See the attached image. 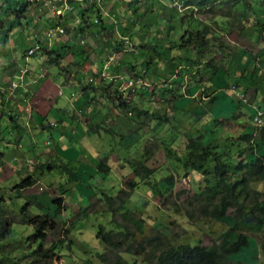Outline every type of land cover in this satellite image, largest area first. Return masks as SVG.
Segmentation results:
<instances>
[{"label": "rangeland", "instance_id": "rangeland-1", "mask_svg": "<svg viewBox=\"0 0 264 264\" xmlns=\"http://www.w3.org/2000/svg\"><path fill=\"white\" fill-rule=\"evenodd\" d=\"M14 1L10 0L11 6ZM253 1H256L252 6L256 14L264 15V0ZM90 2L71 0V11L66 13L63 22L65 36L47 43V47H52L50 50L58 51L56 46L63 41L58 47L63 56L57 57L59 63L53 64L48 58L42 72L36 59L41 51L35 50L34 56L24 52L33 46L32 36L38 35L37 40L42 38V32L51 26L49 22L56 16L52 3L47 0L32 3L25 12L27 18H21L20 24L13 16L0 12V23L3 24V27L0 25V84H3L0 85V96L14 97L18 83L22 86L32 84L34 76L44 82L41 73H51L58 77L54 78L56 80L62 76L72 77L76 93L81 94V86L86 91L84 98L79 96L74 102L58 97L59 105L68 103L67 111L76 117L80 115L83 124L86 116L80 114V110H96L88 116L92 118L88 133L85 126V134L70 131L60 139L61 122H67V126L73 128L77 123L69 118L64 120L52 111L46 120L34 115L36 126H33L29 106L22 104L23 98L27 99L25 94L21 95L19 103L22 108L18 106L16 110L22 111L16 119L20 129L15 131L16 124L6 115L2 118L0 151L4 155L0 158V231L6 233V239H27L33 234L30 220L40 214L38 208H43V214H49L56 223V229L47 233L44 244L58 245L55 252L61 255V264H109L117 254L97 238L99 226L116 232L117 227L124 224L135 233L138 241L159 232L175 246L231 245L237 236L232 230L239 215L236 208L230 209L219 221L186 218L184 201L205 187L204 179L196 172L184 176L180 163L167 159V155L184 159L187 134L203 135L205 142H212L222 134L223 137L218 138L221 142L227 136L235 138L258 128L250 119L249 107L240 106L232 94L236 96L233 93L236 92V97L263 114L264 16H258L262 27L254 31L247 18L251 14L240 4L231 7L230 0H96L95 5ZM186 2L190 7H186ZM0 4H3L2 0ZM98 9L102 16L112 20L113 25L104 20V29L97 26L100 23ZM81 14L87 19L84 24ZM207 30L208 36L205 35ZM2 33L7 37H2ZM73 35L76 37L72 38ZM201 37L205 42L202 46ZM182 44L184 47H179ZM117 45H127V49L112 55ZM69 47L75 54L67 49ZM42 53L47 54L46 51ZM105 56L115 60L123 58V64L133 66L136 73L146 71L143 81L150 87L139 85L137 89L141 95L131 93V84L123 94L122 86L126 87L129 81L122 78L120 92L129 108L119 107V102L107 98L104 91L91 95L89 78L94 79V74L90 75L89 68L99 59V66H102ZM175 57L177 59L173 60ZM27 75L34 76L29 78ZM87 75L90 77L85 78ZM96 79L99 86L101 77ZM115 87L111 90L115 91ZM246 88L251 89L250 98L244 94ZM92 97L94 108L88 105L93 103ZM35 101L33 97L28 101L30 107ZM142 111L148 114L145 116ZM234 114H240V122L228 120L223 123L225 129L219 131L214 127L217 124L212 121ZM261 119L254 121L264 127V115ZM48 123H56L58 127H48ZM229 125L231 128L227 127ZM257 131H254L255 135H258ZM84 138L88 144L83 142ZM16 140L22 149L18 150ZM226 140L223 158L235 157L231 160L249 162L263 154L253 143L240 138L238 144L232 138ZM47 141L50 146L44 145ZM63 141L70 143L72 149L63 152ZM57 144L59 148H54ZM240 152L243 153L238 155ZM17 154L20 159L16 161L13 157ZM147 157L149 161L145 164ZM138 162L153 170L149 177L142 176L141 172L136 174V169L141 166ZM100 163L111 167L108 174L98 171ZM169 174L172 185L167 188L162 180ZM29 176L34 177L37 184L19 189L18 183ZM134 182L138 186L132 189L130 185ZM162 184L166 189L161 188ZM250 188L262 193L264 182H252ZM57 199H60V205H53L52 200ZM123 200L124 208L141 223L142 234L136 232L130 221H122L121 211H115ZM9 230H12V236H8ZM248 237V248L234 255L232 261L264 264V233L248 234ZM131 239H127L119 253L130 263L141 264L142 258L132 255L136 242ZM22 260L26 261L28 257H22Z\"/></svg>", "mask_w": 264, "mask_h": 264}, {"label": "trees", "instance_id": "trees-1", "mask_svg": "<svg viewBox=\"0 0 264 264\" xmlns=\"http://www.w3.org/2000/svg\"><path fill=\"white\" fill-rule=\"evenodd\" d=\"M2 1L3 4H0L1 13L6 14L7 16H13L15 19L14 21L18 24H20L19 20L21 18H27V15L25 16V12L27 7L32 4L31 2L26 0H16L13 2V6H11L10 0ZM230 1L231 7L240 4L246 8L245 11H248L251 14L248 15V17L246 14L243 15L248 18L250 23H252V28H254V31H258V28L262 27L259 24L260 21L258 16L264 15L256 14L252 7L256 1ZM204 4L205 3L202 5ZM6 5L9 6L8 9L6 8ZM189 5L190 3L186 2V7H190ZM196 8H198V6H196ZM13 24L14 22L11 24L10 28H12ZM0 25L3 27L2 23H0ZM208 33L209 30L205 32V35L208 36ZM4 35L5 34L2 33V37L6 38L7 36ZM202 37L200 39L201 46L202 44H205V42L203 43ZM31 40L34 39L32 38ZM179 47H184V45L182 44ZM67 49L70 52L73 51L70 47ZM46 53V55L49 56V60L51 61L50 63H57L59 61H57V59L63 56V53H58L57 50L46 51ZM175 59H177V57H175L173 60ZM186 63L189 62L187 61ZM130 68L133 69V66H130ZM109 69L110 67L107 68V71H109ZM101 73L102 68L98 71L94 78L100 77L99 75ZM144 75H146V71L143 69L141 74L138 75L137 73L135 77L144 80ZM103 84L104 82H102V80L99 86L91 83V95L93 96V93L95 92L101 93V91H104L106 92L107 98H112L114 101L116 100L119 102V107H130L128 102L123 98L124 93L122 94L119 90L121 80H117L116 83L110 82L107 86ZM113 86H116L115 91L111 90ZM246 89L244 90V94L250 98L251 95L249 93L251 89ZM258 89L260 88L258 87ZM83 90L82 92L84 94L85 90ZM233 93L238 96L236 92ZM236 96L232 94V97L237 101V103L240 106L245 107L246 102H243V100ZM90 100H92V104H94V97H92ZM90 104L91 102L88 103V105ZM141 113H143L145 116L148 114L145 111H142ZM5 115H8L6 117H9L11 123L16 124L14 129L18 131V129H20L19 124L16 123V119L18 118L10 116L3 110H0V122L3 120L2 118H4ZM153 115L156 116L155 113H153ZM239 116L240 114H234L230 118L216 119L212 121V123L217 124V126L214 127H217L218 131L219 129L223 130L225 129L223 123L228 122V120L232 122H240ZM251 118L252 115H250V119ZM227 127L231 128L230 125ZM255 130H258L256 132L258 135L254 134ZM255 130L252 128L247 134L242 133L240 136H238L240 140L252 142L257 147V150L260 151V153L263 151V154L256 155V157L249 162H240L239 160L233 161V159L231 160V158L235 157H231L230 159L223 158L222 155L226 154L225 149H227L225 144L227 141L226 139L232 138L237 142L236 144H238L239 138L227 136V138H224L221 142H219L218 138L220 136L223 137L222 134H220V136L215 138L212 142H205L203 135L193 137V135L187 134L183 151L184 159L181 160L179 158H173L171 154L167 155V159H172V161L180 163L182 167L181 169L184 171V176L188 175L190 172H196L202 175L204 179L203 181L205 183V187L184 201L185 208L183 214L186 218L191 221L202 218L219 221L227 216V213L230 209L236 208L239 215L238 220L232 230L235 231L234 234L237 236L236 240L231 245L218 246L215 243H212L210 246H205L199 243L195 245L180 244L175 246L169 239L159 232H156L155 235L149 234L144 236L138 241L135 238V233L128 230L124 224H120L119 227L116 226V232L114 230L106 231L104 226H99L97 238L100 239L107 246V248L113 250L115 254H117V256L114 257L109 264H136L135 261L130 263L119 253L122 247H124V243L127 242V239L129 238H132L131 240L136 242L134 254L132 255L136 258L141 257V264H239L233 262L232 257L240 253L242 250L248 248V234L264 233V192H257L253 189L251 190L250 188L252 182H264V127L259 129L255 128ZM194 133H196V131ZM242 153L243 152H240L238 155H241ZM3 155L4 153L0 151V158L3 157ZM236 159L238 158L236 157ZM144 161L146 164L149 161V158H145ZM138 164L141 166H138L136 169V174L140 175L141 172V175H144L145 177H149L152 174L153 170L148 168L147 165L140 162H138ZM97 168L98 171L103 175L108 174L111 170L110 166L103 165L102 163L98 164ZM162 182L163 184L168 185L167 188L172 185V177L170 174L167 178L162 180ZM35 184H37V180L34 177L29 176L21 180L17 187L19 189H26L34 186ZM165 185H163L164 187L161 186V188L166 189ZM137 186V182H134V184L132 183L130 185L132 189L136 188ZM178 197H180V194H178ZM52 204L60 205V199L52 200ZM124 204L125 202L123 200L120 205L115 208V211H121L119 214L122 221H130L134 225L136 232L142 234L143 227L141 223L130 215L131 212L124 208ZM37 205L41 207L40 204ZM38 209L40 210V214L33 216L32 220H30V224L33 228V234L27 239H24L23 241H17L13 237L6 239V233L3 234L0 231V264H61V255L55 252V249L58 247V245L49 246L44 244L47 233L56 229V223L49 214H43V208ZM11 233L12 230H9L7 232L8 236H12L13 233ZM3 235H5V238H3ZM118 238L120 239L118 240ZM59 243H64V241H60ZM16 251H19L20 254L16 255ZM26 256L28 257V260L23 261L22 257Z\"/></svg>", "mask_w": 264, "mask_h": 264}, {"label": "crops", "instance_id": "crops-1", "mask_svg": "<svg viewBox=\"0 0 264 264\" xmlns=\"http://www.w3.org/2000/svg\"><path fill=\"white\" fill-rule=\"evenodd\" d=\"M51 22H54V20L51 19ZM51 22H49L50 25H51ZM75 37L76 36H74V35L72 36V38H75ZM62 42H60V44H61L60 46H62V44H63ZM66 43H68V42H66ZM35 45H33V46H35ZM56 45H57V43H56ZM33 46H31V47H33ZM60 46H56V48L58 49V51H57L58 53H61L60 48H58ZM39 54L40 55H38L36 57V59L39 61V64H38L39 70H40V72H42L43 71V69H42L43 65L45 64V62L48 61L49 57L44 55L42 52H40ZM93 55H94L95 58H97V56L95 54H93ZM99 57L102 58V56H99ZM99 60H97L96 62H94L90 66V68H89V70L91 72L90 75L97 74V72L102 68V66H99ZM122 60H123V58H121V60H118L117 62H115L111 66H109L110 67L109 73L112 74V75L119 74L122 77H125L126 79H128V81H130L128 84L136 85V83H135L136 82L135 81L136 72L133 69H131L130 67H126V65L123 64ZM51 64H53V63H51ZM123 72H124V75H123ZM41 74H42V76L44 78V82L36 80L34 75H27V76H29V78L34 76L32 84H27L25 86H22V85H20L18 83L17 87L18 86L19 87L18 88L16 87L17 91L15 92L14 97L13 96H11V97L9 96L10 97L9 98L8 95H6L5 93H4L5 95L0 96V104L4 105V107H5V110H4V107L1 105L0 110H3L4 112L9 114L10 116H13V117H17L18 116L19 117V115H20V113H22V111L18 112L16 110H17L18 106L21 107L19 105V103L21 101V98H22L21 95L25 94L27 96V99L25 100L23 98L22 104H25V107L29 106V108H28V109H30L29 117H30V120H31V123H32L33 126H36V124H35L36 122H33V118H35L34 115H36L37 118H41V119H45L46 120V118H48V116L51 114V112L55 111L59 115L63 116L64 120H68V118H69L71 120V122L75 121L77 123V127L73 128V127H70V125L67 126V122H64V121L61 122V127H62L61 131L62 132L59 134V139L64 134H70V131H72L73 133L74 132L75 133L76 132H82L83 134H85L86 130H87V133H88V128L90 127L89 124L92 123V118H89L88 116H91V115L95 114V111H96L95 108H94L95 105L94 104L89 105V106L93 107L94 109L86 110L85 106H84L85 110H80L79 109L80 110V114L86 116V119H84V121L86 123L83 124L80 121V118H79L80 115H78L76 117L75 114H71V113H69L67 111L68 103L62 104V105H59V103H58V97L59 98L60 97H66L67 99H69V101H73V102L79 96H82L84 98L86 91L83 94V92H82L83 89H82V86H81V88L79 89V91H80L79 93H81V94L76 93V91L73 88L72 81H71L72 77L70 79H68V78L66 79L64 76H62V77H60L59 80H56L54 78H58V77L57 76L53 77V74H51V73L50 74L49 73H47V74L41 73ZM88 76L89 75L85 76V78L86 77L88 78ZM29 78L25 77L26 81L29 80ZM0 85L2 87L3 84H0ZM132 90H133V88L131 89V93L133 95H135V94L141 95L140 92L137 89V86H134V91H132ZM32 97L35 98L36 101H35V105L33 107H30V104L28 103V101L30 102ZM5 102H6V104H5ZM11 106H12V110L10 109ZM24 113H26V112H24ZM6 116H8V115H6ZM10 122H11V120H10ZM53 125H54L53 128H55L56 127V123L53 124ZM43 126H41V127H43ZM85 126H86V130L83 129V127L85 128ZM48 127H51L49 125V123H48ZM57 127H58V125H57ZM43 130L44 129L42 128L41 131H43ZM15 131H17V130L15 129ZM13 135H14V132H13ZM85 138H84L83 142L85 144H88V142L86 140L87 139L90 140L91 137L88 135L87 139H85ZM16 144H18V147H19L18 150L22 149V145L20 143H18L17 140H16ZM58 144L54 148H59ZM44 145L45 146H50L51 144H50L49 141H47V142L44 143ZM62 147H63V152L64 151H69V150L72 149L70 143L65 142V141L62 142ZM70 153L72 154L73 152H70ZM13 158H15L16 161H17V159H20L18 154L16 155V157H13Z\"/></svg>", "mask_w": 264, "mask_h": 264}, {"label": "clouds", "instance_id": "clouds-1", "mask_svg": "<svg viewBox=\"0 0 264 264\" xmlns=\"http://www.w3.org/2000/svg\"><path fill=\"white\" fill-rule=\"evenodd\" d=\"M39 1H41V0H38V1H29V2H31V3H37ZM47 1L48 2H51L52 5L54 6V9H55L54 11L55 12L53 11V13H56V16H54V18H53L54 19V22H51V26L48 27V28H46V30L42 32L43 41H42V38H39L38 40L36 39V37H38V35L32 36V38L34 39L33 40V43H34L33 45H35V44L36 45L33 46V47H31V48H29L28 50H26L24 52L27 56H33V55H35L36 54V52L34 53L35 50H40L41 52L50 51V49L52 47H47V46H49L47 43L50 42V41H53L55 38H61V37L65 36V34H66L65 33L66 31L63 28V22H64V17L66 15V13L68 11H71V8L69 6L71 0H67L65 3L63 1H58V0H47ZM75 1L81 2V1H84V0H75ZM95 1L96 0H91L90 5H95V3H94ZM43 5H44V1L40 2V6L42 7ZM59 11H62V12H59ZM97 11L99 13V15H98V19H99L98 22H100L97 26L99 28L104 29V25H103L104 20H109V22H108L109 25H113V22H112V20H110V18L102 16L101 15V11L99 9ZM81 17H82V22H83L82 24H84L87 21V19L86 20L84 19V15H81ZM56 22H58V23H56ZM59 30H63V33L62 34L59 33ZM48 31H52L53 33H55V36H49L48 37L46 35V33ZM42 45H46L44 47V49L41 48ZM127 45H129V44H127ZM127 45H125L124 47H126ZM124 47L121 46V45H117V49H116L115 53H113L112 55H117L119 52H122L123 53V51L125 52L127 48H125V50H123ZM130 47L132 48V46H130ZM128 51H129V49H128ZM29 52H31V54H29ZM111 56H105V58L102 61L103 62V65H102V73L99 76L101 77L102 82H104L103 85H108L110 82L116 83L117 80H121L122 81V78H123L119 74L112 75V74L109 73V71H107V68H109V66H111L113 63H115V62L118 61V60H115L114 58H112ZM96 75L97 74H94V76H96ZM93 80H96V78H94V79L89 78V82H91L92 84H96L97 85V83H96L97 80L96 81H93ZM135 81H136L135 82L136 85L131 84V86H133L132 87L133 88L132 91H134V86H137L138 87L139 85H142L144 88H149V86H150V85L149 86H145V85H147V82L143 81V79H138L137 77H135ZM128 83L126 84L127 85L126 87H123L122 86L123 93H125L127 91V88H128V85H129ZM120 87H121V85L119 86V90H120ZM243 102H246V101H243ZM246 105H247V103H246ZM247 106L249 107L250 115H252L253 123L255 124L256 127H258L257 129L263 127V126H259L254 120H257V118H260V119L262 118L261 120H263L264 113L262 114L259 109L252 108V107H250V105H247ZM259 113H260V115H259ZM50 126L53 127L54 125L51 124ZM250 143H252V142H250ZM38 204H40V203H38ZM40 206H42V205L40 204Z\"/></svg>", "mask_w": 264, "mask_h": 264}, {"label": "built area", "instance_id": "built-area-1", "mask_svg": "<svg viewBox=\"0 0 264 264\" xmlns=\"http://www.w3.org/2000/svg\"><path fill=\"white\" fill-rule=\"evenodd\" d=\"M27 1H38V0H27ZM58 1H63L64 3L67 1V0H58ZM66 5V4H65ZM59 33H63V30H59ZM46 35L49 37V36H55V33H53L52 31H48L46 33ZM29 54H31V52H29ZM260 115V113H259Z\"/></svg>", "mask_w": 264, "mask_h": 264}]
</instances>
